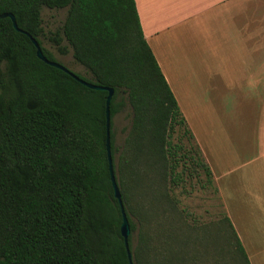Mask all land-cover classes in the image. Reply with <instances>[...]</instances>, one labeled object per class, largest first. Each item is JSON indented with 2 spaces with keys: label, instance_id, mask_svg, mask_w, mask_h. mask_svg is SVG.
I'll list each match as a JSON object with an SVG mask.
<instances>
[{
  "label": "trees",
  "instance_id": "trees-1",
  "mask_svg": "<svg viewBox=\"0 0 264 264\" xmlns=\"http://www.w3.org/2000/svg\"><path fill=\"white\" fill-rule=\"evenodd\" d=\"M43 7L66 8L61 32L49 38L62 54L69 47L91 77L67 68L113 88L109 148L133 264H172L149 255L144 203L154 190L158 202L167 196L161 183L152 191L147 180L168 176L178 184L167 136L182 125L194 138L144 37L135 0H0V14L12 13L23 30L10 17L0 18V264H129L109 171L108 91L90 88L36 55L25 32L56 60L40 40ZM126 100L131 125L118 148L112 117ZM225 220L227 250L238 264H250L226 214ZM177 256L172 250L170 257Z\"/></svg>",
  "mask_w": 264,
  "mask_h": 264
},
{
  "label": "crops",
  "instance_id": "crops-1",
  "mask_svg": "<svg viewBox=\"0 0 264 264\" xmlns=\"http://www.w3.org/2000/svg\"><path fill=\"white\" fill-rule=\"evenodd\" d=\"M250 264H264V0H135Z\"/></svg>",
  "mask_w": 264,
  "mask_h": 264
},
{
  "label": "rangeland",
  "instance_id": "rangeland-1",
  "mask_svg": "<svg viewBox=\"0 0 264 264\" xmlns=\"http://www.w3.org/2000/svg\"><path fill=\"white\" fill-rule=\"evenodd\" d=\"M65 15L66 8L43 7V35L40 40L58 62L90 78V73L73 59L69 47L62 54L49 38L53 33L61 32ZM131 114L126 100L123 108L112 117L114 142L118 148L124 144L130 129ZM167 138L171 145L168 148L169 160L176 161L175 171L178 172L179 181L175 185L168 176L160 180L159 176L156 179L153 175L150 181L147 180L148 189L153 191L161 183L162 193L167 196L165 201L158 202L152 197L153 193L158 194L154 190L144 203L150 218V258L161 263L172 261V264H238V258H233L223 240L227 222L222 200L206 174L205 164L194 141L184 132L182 125L175 126ZM172 250L178 251L177 258L170 257Z\"/></svg>",
  "mask_w": 264,
  "mask_h": 264
},
{
  "label": "water",
  "instance_id": "water-1",
  "mask_svg": "<svg viewBox=\"0 0 264 264\" xmlns=\"http://www.w3.org/2000/svg\"><path fill=\"white\" fill-rule=\"evenodd\" d=\"M5 16H8L11 18L12 20V23H13V26L19 30V31H23L21 30L17 24H16V20H15V17L12 13L10 12H5V13H1L0 14V18L2 17H5ZM27 35H29V37L31 38L34 46L36 47V55L41 59L43 60L44 62L50 64V65H53L57 68H60L64 71H67V72H71L65 65H63L62 63L56 61V60H50L48 59L42 49H41V46L39 44V42L37 41V39H35L34 37H32L30 34H28L27 32H25ZM72 75L78 79L81 83H83L84 85L90 87V88H94V89H102V90H107L108 91V94H107V97H106V102H105V106H106V127H107V154H108V159H109V171H110V175H111V181H112V185H113V188H114V194L115 196L117 197L118 201H119V204H120V208H121V212H122V222H121V225H120V231H121V234L124 238V242H125V247L127 249V256H128V260H129V264H133V261H132V253L128 247V237L131 233L130 231V226H129V222H128V219H127V216H126V213H125V210H124V206H123V203H122V199H121V194H120V191H119V187L116 183V179H115V175H114V171H113V166H112V161H111V156H110V148H109V121H110V111H109V104H110V100H111V97L113 95V88L111 87H108V86H101V85H97L95 83H92V82H89V81H86L84 79H81L80 77H78L75 73L71 72Z\"/></svg>",
  "mask_w": 264,
  "mask_h": 264
}]
</instances>
